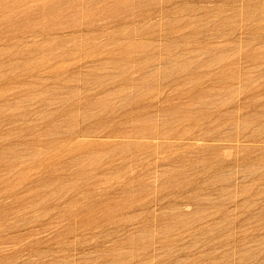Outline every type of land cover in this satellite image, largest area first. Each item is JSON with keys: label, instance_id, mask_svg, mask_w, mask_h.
I'll return each mask as SVG.
<instances>
[{"label": "rangeland", "instance_id": "rangeland-1", "mask_svg": "<svg viewBox=\"0 0 264 264\" xmlns=\"http://www.w3.org/2000/svg\"><path fill=\"white\" fill-rule=\"evenodd\" d=\"M0 264H264V0H0Z\"/></svg>", "mask_w": 264, "mask_h": 264}]
</instances>
